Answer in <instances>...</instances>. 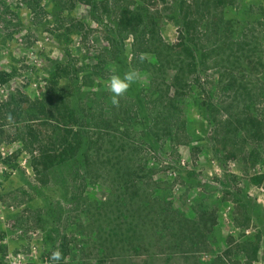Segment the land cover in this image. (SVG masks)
<instances>
[{"label":"rangeland","instance_id":"obj_1","mask_svg":"<svg viewBox=\"0 0 264 264\" xmlns=\"http://www.w3.org/2000/svg\"><path fill=\"white\" fill-rule=\"evenodd\" d=\"M130 68L114 107L108 79ZM175 90L177 142L148 129L150 100ZM102 139L130 144L175 225L205 231L197 262L264 264L245 232L251 198L264 219V0H0V264H55L57 248L107 263L87 233L108 196Z\"/></svg>","mask_w":264,"mask_h":264},{"label":"trees","instance_id":"obj_2","mask_svg":"<svg viewBox=\"0 0 264 264\" xmlns=\"http://www.w3.org/2000/svg\"><path fill=\"white\" fill-rule=\"evenodd\" d=\"M197 21L200 22V19ZM221 21L219 18L218 22ZM190 22L186 23L188 30L194 28L193 23ZM214 25L218 28L216 22ZM129 33L133 34L131 31ZM161 41L160 49L165 52L159 50L156 53L160 64L165 61L163 56L171 61L170 54L166 53L170 47H166ZM182 69L183 67H180L178 71L181 72ZM178 71L173 72L172 86H175L179 79ZM169 89L170 86L167 87V92ZM176 95L175 90V95L173 94L171 98L150 100L152 110L149 115L153 113L149 117L148 129L153 137L159 138L160 132L165 131L172 140L174 139L170 134L172 119L166 117L177 104ZM116 117V121L120 124L128 122L127 118ZM164 119L171 121L167 122ZM173 141L177 142V140ZM101 143L103 149L110 144L105 139H102ZM50 157L48 151H41L38 165L48 170L52 166L47 161ZM101 157L99 178L102 180L97 181V184L106 187L108 196L104 203L95 206V212L89 214L91 220L87 233H94L93 245L99 247L107 257L106 264H200L196 255L206 250L205 231L183 229L182 224H174V217L166 216L168 210L166 204L152 195L154 182L152 178L150 179V174L147 177L148 170H144L135 158L130 144L126 142L118 147H107ZM113 174L116 176L113 177ZM117 191L119 195L116 197L114 194ZM187 235L190 240H186ZM219 262L222 264L220 259L214 260L211 264H219ZM88 264L94 263L88 262Z\"/></svg>","mask_w":264,"mask_h":264},{"label":"clouds","instance_id":"obj_3","mask_svg":"<svg viewBox=\"0 0 264 264\" xmlns=\"http://www.w3.org/2000/svg\"><path fill=\"white\" fill-rule=\"evenodd\" d=\"M147 53H140L139 59L141 62L147 57ZM139 78L138 71L135 68H130L122 75L113 73L108 79V91L111 93L110 102L114 107H119L120 98L125 95L133 83H136ZM9 122H12L13 118L11 114L6 117ZM66 258L59 248L51 252L50 260L55 264H61Z\"/></svg>","mask_w":264,"mask_h":264},{"label":"crops","instance_id":"obj_4","mask_svg":"<svg viewBox=\"0 0 264 264\" xmlns=\"http://www.w3.org/2000/svg\"><path fill=\"white\" fill-rule=\"evenodd\" d=\"M213 163H216L217 171L220 169L221 172L224 173L228 170V169L227 170L224 169L218 161L213 162ZM234 165H236V163ZM252 200H255V199L251 198V202H253ZM251 202L249 201L250 204H249V207L247 209V215L250 219L248 221L249 222L248 223V229L245 232H247V234H248L249 241H252V242L254 241L257 243V248L255 250V256L257 258H259V257L264 258V222H263L264 219L260 218L257 215V213L254 210L255 207L252 206ZM239 229L241 230V227ZM254 230L257 231L256 234L254 235V237L252 236V238H249ZM257 237H259V241L257 240Z\"/></svg>","mask_w":264,"mask_h":264}]
</instances>
